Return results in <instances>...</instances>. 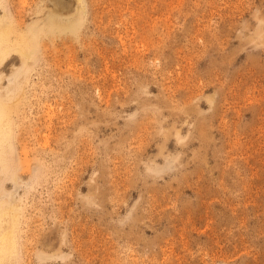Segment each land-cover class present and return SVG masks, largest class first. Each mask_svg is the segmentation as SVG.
<instances>
[{
	"label": "rangeland",
	"instance_id": "1",
	"mask_svg": "<svg viewBox=\"0 0 264 264\" xmlns=\"http://www.w3.org/2000/svg\"><path fill=\"white\" fill-rule=\"evenodd\" d=\"M40 1L1 0L5 25L24 31ZM83 5L75 35L37 40L9 100L7 175L31 171L0 185L4 261L264 264V0Z\"/></svg>",
	"mask_w": 264,
	"mask_h": 264
},
{
	"label": "bare ground",
	"instance_id": "2",
	"mask_svg": "<svg viewBox=\"0 0 264 264\" xmlns=\"http://www.w3.org/2000/svg\"><path fill=\"white\" fill-rule=\"evenodd\" d=\"M40 2L41 3L37 5V8L33 12L34 15H37L36 20H34L35 22L32 21L28 27L21 28L23 23L20 22L21 20H17V26L24 29V31L21 32L12 24L5 25L3 21V16L5 15H0V65L8 61L11 62L14 57L19 59V65L11 71L10 77L6 79V86L5 84L0 86V185L5 183L6 187L10 186L11 183L14 187L19 185L20 178H23L24 172L28 174V172L31 171L30 166H28L29 163L25 162L26 167L21 168L19 173L15 172L13 175H7L9 170L12 173L15 171V167L11 164L15 162V159L12 160L15 156L11 155V145L14 144V149L16 150L17 145L21 141L20 136L16 138L13 136L16 123L12 109L10 108L9 100L12 98V94L17 90L19 84L24 81L26 69L32 66L33 57L31 54L35 51L33 50L31 52L30 49L37 44V40H42L45 37H47L50 42L52 39L58 37L61 42H65V37L67 35H75L78 32L84 14L83 0L76 1L79 3V7L76 9L75 15H70L69 7L63 0H48L47 2L41 0ZM20 4L23 9H26V7H28V0H21ZM11 68H13V66ZM20 131L21 130H19V133ZM43 139L42 150L40 151L44 154L46 148L50 147V141L46 135H43ZM20 154L27 158L32 152L22 147ZM39 155H41V153ZM6 180L11 181L6 183ZM13 212V208L9 207L7 204L0 203V213L11 214ZM0 222L2 221L0 220ZM0 233H2L0 237V264H7L3 257L9 256L13 252L16 240L8 225L0 227ZM42 245L48 250H52L56 246L55 243L52 241L50 242L48 239L47 242H42ZM43 260L50 262L52 261V257L44 256Z\"/></svg>",
	"mask_w": 264,
	"mask_h": 264
}]
</instances>
